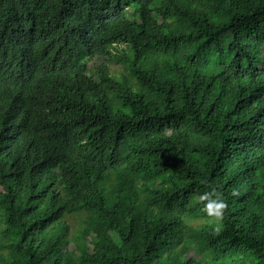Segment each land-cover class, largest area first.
Instances as JSON below:
<instances>
[{"label": "trees", "instance_id": "obj_1", "mask_svg": "<svg viewBox=\"0 0 264 264\" xmlns=\"http://www.w3.org/2000/svg\"><path fill=\"white\" fill-rule=\"evenodd\" d=\"M0 264H264V0H0Z\"/></svg>", "mask_w": 264, "mask_h": 264}, {"label": "clouds", "instance_id": "obj_2", "mask_svg": "<svg viewBox=\"0 0 264 264\" xmlns=\"http://www.w3.org/2000/svg\"><path fill=\"white\" fill-rule=\"evenodd\" d=\"M202 199L207 201L205 208L209 216H214L217 219L222 217L223 209L226 207L222 193H219L215 187H210V190L202 195Z\"/></svg>", "mask_w": 264, "mask_h": 264}]
</instances>
